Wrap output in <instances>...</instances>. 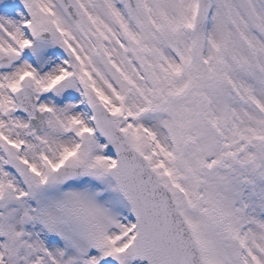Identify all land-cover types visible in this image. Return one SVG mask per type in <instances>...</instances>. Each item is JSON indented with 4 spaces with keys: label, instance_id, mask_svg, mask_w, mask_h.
<instances>
[{
    "label": "snow or ice",
    "instance_id": "snow-or-ice-1",
    "mask_svg": "<svg viewBox=\"0 0 264 264\" xmlns=\"http://www.w3.org/2000/svg\"><path fill=\"white\" fill-rule=\"evenodd\" d=\"M0 264H264V0H0Z\"/></svg>",
    "mask_w": 264,
    "mask_h": 264
}]
</instances>
